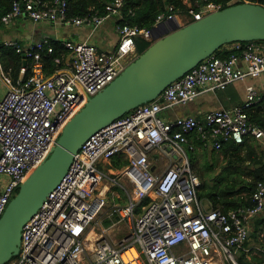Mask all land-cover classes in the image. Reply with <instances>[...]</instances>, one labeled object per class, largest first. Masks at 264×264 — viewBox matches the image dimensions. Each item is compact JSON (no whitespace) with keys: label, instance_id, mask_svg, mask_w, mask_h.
Returning a JSON list of instances; mask_svg holds the SVG:
<instances>
[{"label":"built area","instance_id":"obj_1","mask_svg":"<svg viewBox=\"0 0 264 264\" xmlns=\"http://www.w3.org/2000/svg\"><path fill=\"white\" fill-rule=\"evenodd\" d=\"M125 2L107 3L103 14L90 11L70 17L65 0H12L9 10L0 16V26L23 17L34 23L96 30L112 21L118 35L112 50L86 41H62L67 55L53 58L49 75L44 72V58L54 54L49 41L39 40L28 47L14 40L0 43V49L7 47L30 60V75L14 82L13 68L2 62L0 52V82L5 87L0 92V217L15 190L49 156L64 125L138 57L136 40L151 44L153 33L172 28L174 21L183 27L172 7L158 14L151 27L128 24ZM199 8L195 11L189 4L187 19L200 20L221 9L204 0ZM127 13L132 15V9ZM233 45L234 52L227 58H206L153 101L133 108L90 136L63 179L24 223L19 250L4 264L251 262L254 249L247 246L249 224L264 207V178L255 182L247 205L226 212L204 208L197 198L199 178L184 146L193 151L188 139L191 134L216 151L227 141L241 145L246 137L262 138V129L248 114L258 99L254 88H246L247 99L242 104L207 112L202 118L167 120L160 116L165 106L187 105L202 91H223L234 82L264 73V41ZM26 70L22 66L19 74ZM114 158L125 161L114 170L127 180L132 194L125 205L113 206L107 218L112 220L111 228L121 234L119 238L104 236L107 229L98 235L93 226L107 206L109 190L97 163L110 166ZM262 244L255 250L264 255V232ZM258 264H264V259Z\"/></svg>","mask_w":264,"mask_h":264},{"label":"water","instance_id":"obj_2","mask_svg":"<svg viewBox=\"0 0 264 264\" xmlns=\"http://www.w3.org/2000/svg\"><path fill=\"white\" fill-rule=\"evenodd\" d=\"M154 30V29H153ZM153 42L63 127L49 156L21 184L0 217V264L19 250L24 223L65 176L95 132L153 101L172 82L230 43L264 41V6L251 2L214 11L179 27L157 29ZM162 101V99H161Z\"/></svg>","mask_w":264,"mask_h":264},{"label":"crops","instance_id":"obj_3","mask_svg":"<svg viewBox=\"0 0 264 264\" xmlns=\"http://www.w3.org/2000/svg\"><path fill=\"white\" fill-rule=\"evenodd\" d=\"M185 4L189 3L187 1ZM10 5L6 0H0V16L5 13ZM7 12V11H6ZM10 40L17 41L21 46L28 47L29 45L35 43L39 40H47L51 44L57 42L61 44L64 40L77 41V42H90L95 44L98 48L106 50L104 45L109 43H117L118 35L113 29L112 21H107L103 26L96 30H92L87 27H76V26H64L58 23L49 22H37L26 19L17 18L8 26H0V43H4ZM104 46V47H103ZM234 45L230 43L226 45L219 52L218 57L234 52ZM109 50V49H108ZM2 62L7 66V63L11 61L8 55L4 56L5 53L11 52L7 47H2L0 49ZM67 55L64 51L60 52L59 56ZM4 56V57H3ZM20 64L17 68V77L13 80L14 82L18 78H24V75L19 74V69L25 66L29 71L30 60H26L19 56ZM68 57H66L67 59ZM221 58V57H220ZM12 62V61H11ZM15 62L13 61V64ZM17 63V61H16ZM15 63V64H16ZM243 66V65H242ZM46 63L44 60V72L46 74ZM54 69V64L50 67V73ZM27 71V70H26ZM30 75V74H29ZM48 75V74H46ZM27 76V75H26ZM14 78V77H13ZM252 86L257 95V101L252 104L249 110V118L253 123H255L260 129H262L264 134V128H262V119H264V73L260 76L252 78L246 77L243 80L237 81L229 85L223 91L209 92L202 91L196 97V99L187 105H173L171 107L165 106L161 111V114L167 120H172L179 116H192L195 118H202L207 112L217 110L220 108H232L242 104L247 99L246 88ZM5 87L2 85L0 92H4ZM190 144L193 145V150H200L202 147H208L209 145H204L195 134H191L188 137ZM222 156L226 160V163H235L236 161L244 162L248 166H252L248 169L245 175L242 177L247 178L246 182H253L254 180L264 178V135L260 139H256L252 136L246 137L243 144L236 145L227 141L223 144L221 150ZM246 193H242V196H246ZM246 202L249 201L248 197H245ZM264 232V207L262 211L251 219L249 224V240L247 241V246L254 249L251 254V262L248 264H258L264 259V255L261 252H257L255 249L262 247V234Z\"/></svg>","mask_w":264,"mask_h":264},{"label":"trees","instance_id":"obj_4","mask_svg":"<svg viewBox=\"0 0 264 264\" xmlns=\"http://www.w3.org/2000/svg\"><path fill=\"white\" fill-rule=\"evenodd\" d=\"M45 1H53V0H45ZM65 1L67 3L68 16L82 17L86 15L87 13H89L90 11H97L98 13L103 14L105 5L107 3H110L113 0H65ZM185 1H187L195 11H198L200 10L199 6L203 0H126L125 6L123 8V13H124L126 22L128 24L138 25L139 27L148 28L153 25V22L158 14L167 13L168 8L172 7L173 9L172 12L174 14L184 15L183 21H180V26H184L191 22V20H188L186 17L188 6L187 4L184 3ZM204 1L205 3H213L215 5H220L221 9L227 8L235 4H240L243 2H251V3L260 4L264 6V0H204ZM6 2L8 3V5H10L12 0H6ZM9 8H7L6 11H8ZM128 9H132V12H133L132 15L127 13ZM52 45L54 47V54L51 56H46L44 58L45 63H46V67H45L46 74L48 75L50 73V67L52 66L53 58L55 56H59L60 52L64 51V47L61 44L57 42H53ZM149 45L150 43L143 41L141 39L136 40V50L138 54H141ZM225 46L221 47L218 51H216L214 55L218 57L219 52ZM6 55H8L12 61V62L10 61L9 63H7V66H11L13 68L12 76L14 77L13 79H15L17 77L16 71L20 64V60L18 57L19 54H16L11 50V52L4 54V56ZM228 56L229 55L225 53L224 55L220 57L223 59V58H227ZM13 61L15 63L17 61V63L13 64ZM29 74H30V69L29 71L27 69L24 78H27ZM262 128H264V119H262ZM230 142L234 143L232 141ZM111 163L115 168H120L122 165L125 164V161H120L119 159H113ZM258 178H261V177H258ZM258 178L257 180H254L251 183H247L246 185H244L245 184L244 183L238 189H235V188L222 189L221 191H219L217 195L214 196L213 200H211L213 203L212 208H219L222 211L226 212L228 210L236 209L242 205H247L249 201L246 202L244 198L248 197V195L251 194V192L254 189L255 182L258 180H261ZM201 186L202 185H200V187ZM242 193H246L247 195L243 197ZM197 198L198 200H200L198 197V193H197ZM115 219H116V216L113 217V220ZM102 222L105 227H108L111 225L112 220L104 219Z\"/></svg>","mask_w":264,"mask_h":264},{"label":"rangeland","instance_id":"obj_5","mask_svg":"<svg viewBox=\"0 0 264 264\" xmlns=\"http://www.w3.org/2000/svg\"><path fill=\"white\" fill-rule=\"evenodd\" d=\"M188 6V4H187ZM177 21H181L184 19V15L177 14ZM106 50H112L114 47V43H109L108 45H104ZM103 46V47H104ZM104 50V49H103ZM2 89V84L0 82V90ZM160 116L164 118V116L160 113ZM188 159L192 168V171L199 178V186H198V197L200 199V203L204 208L213 207L214 196L219 193L222 189L226 188H240L247 178H243L242 175H245L248 169H251L252 166H248L244 164V162L236 161L235 163H230L229 165L224 164L226 160L222 156L221 151H216L208 147H202L200 150L190 151L187 146H184ZM116 159V158H114ZM97 167L99 170L105 175L104 184L107 186L108 194H107V206L103 211V214L96 220V223L93 226L96 228V234H101V229H107L104 236H114L115 238H119L121 236L117 230L114 228L105 227L103 225V220L109 217V213L112 211L113 206H123L130 197L131 187L128 184L127 180L119 173L114 170V166H108L106 163L102 164L101 162L97 163ZM251 182H246L244 185ZM200 185H202L200 187ZM20 187L15 190L14 196L18 193ZM145 204V202H144ZM110 228V229H109ZM116 228V227H115Z\"/></svg>","mask_w":264,"mask_h":264},{"label":"bare ground","instance_id":"obj_6","mask_svg":"<svg viewBox=\"0 0 264 264\" xmlns=\"http://www.w3.org/2000/svg\"><path fill=\"white\" fill-rule=\"evenodd\" d=\"M107 189V188H106ZM90 237H92V235H90Z\"/></svg>","mask_w":264,"mask_h":264}]
</instances>
